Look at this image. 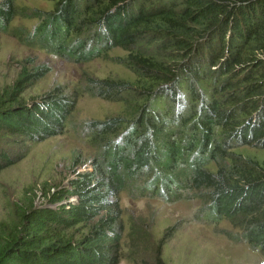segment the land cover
Masks as SVG:
<instances>
[{"label":"trees","instance_id":"obj_1","mask_svg":"<svg viewBox=\"0 0 264 264\" xmlns=\"http://www.w3.org/2000/svg\"><path fill=\"white\" fill-rule=\"evenodd\" d=\"M47 1L53 10L28 12L0 0V33L67 62L116 63L134 80L89 77L72 97L56 88L26 103L23 87L48 73L39 66L0 96V134L32 143L63 135L83 96L123 105L75 124L89 170L48 190L56 208H19L23 231L0 245V264H119L124 194L197 200V222H227L264 256V157L237 152L264 154V0ZM19 16L38 23L14 29ZM12 164L0 150V170ZM130 230L143 238L133 220Z\"/></svg>","mask_w":264,"mask_h":264},{"label":"rangeland","instance_id":"obj_2","mask_svg":"<svg viewBox=\"0 0 264 264\" xmlns=\"http://www.w3.org/2000/svg\"><path fill=\"white\" fill-rule=\"evenodd\" d=\"M55 3L47 0H17V7L28 12H47L54 9ZM37 23V20L19 16L12 27L32 30ZM111 55L121 58L125 53L116 49ZM39 66L46 67L48 73L39 81L23 87L21 98L26 103L32 98L40 99L56 88L72 97L76 91L82 90L81 84L86 86L89 77L98 80H134L130 71L116 63L104 60L88 64L67 62L46 51L27 47L17 37L0 33V96L5 90L14 87L23 71L34 72ZM122 110L123 105L118 102L87 95L78 100L71 126L67 127L63 135L32 143L0 134V150L10 154L14 161L11 166L0 170L1 246L14 234L23 231V217L19 208L29 207L31 202L32 211L56 208L57 205L50 200V194L45 196L48 190L52 189L51 193H55L64 187L68 188L69 181L76 174L89 170L93 151L81 139L83 134H77L75 124L91 120L104 121L121 114ZM237 152L243 156L264 157L254 148H240ZM198 210L197 200L166 203L159 199L133 200L122 195L120 222L124 231L119 264H157L158 259L163 264H264V256L259 251L233 239L237 236V230L227 222L217 225L197 222ZM132 220L143 230V238L133 239L130 236ZM76 232L82 233V227Z\"/></svg>","mask_w":264,"mask_h":264}]
</instances>
